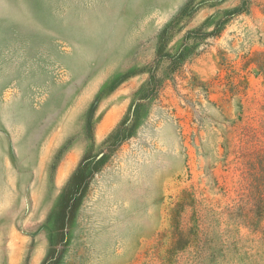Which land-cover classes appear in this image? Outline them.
<instances>
[{
	"label": "rangeland",
	"instance_id": "rangeland-1",
	"mask_svg": "<svg viewBox=\"0 0 264 264\" xmlns=\"http://www.w3.org/2000/svg\"><path fill=\"white\" fill-rule=\"evenodd\" d=\"M187 1L0 0V264H40L50 241L57 264H264V0L186 56L131 137L103 144ZM190 1L166 49L240 2Z\"/></svg>",
	"mask_w": 264,
	"mask_h": 264
},
{
	"label": "trees",
	"instance_id": "trees-1",
	"mask_svg": "<svg viewBox=\"0 0 264 264\" xmlns=\"http://www.w3.org/2000/svg\"><path fill=\"white\" fill-rule=\"evenodd\" d=\"M198 7V4H192L190 0L187 1L174 15V17L167 24H165L158 33V42L155 57L152 63L149 64L147 66V69L145 70L147 72V78L139 87L134 99V103L132 104V108L128 115L122 118L104 139L103 144L106 148L111 150L112 148L119 146L123 141L132 136L136 127V121L140 107H144L149 103L150 100H152V98L155 97L156 93L162 86V83L172 76V74L181 66L180 63L185 60L186 56L193 49H195V47H197L202 40L208 37L217 36L222 26H224L225 23L230 20V18H232L235 14L240 13L241 11L247 10L248 0H240V2L236 6L230 9L222 11L218 10L210 17V23L213 25V28L211 30H205V24H202L193 29L186 30L182 37V43L175 51L166 49L168 42L170 41L169 38L174 36V32L180 30V28H174L175 23L179 22L185 17L192 16V14ZM191 36L194 37L196 41L191 47H187L186 41ZM163 61H165V64H162ZM94 106L95 102L92 103L86 113V127L89 129L91 125V118L94 114ZM104 155L107 154H105L104 152ZM104 155L103 153L100 156L98 154L96 156L97 158H89L87 154L84 155L76 169L73 171L69 180L67 181L66 187L67 185L69 186V184L78 182L79 180L77 181V178L80 176L81 180L79 181V184L83 180V183H81L80 185L81 187L84 186V184L87 183L88 174H90V172L94 170L96 164L99 161H102L104 159ZM78 174H80V176ZM77 190V188H74L69 193V195H64L66 196L65 198H67L68 200H73L77 197ZM52 226H56L54 228L55 230L57 229L56 231H59V229L62 228V231H64L65 229V226L60 224L57 226L54 223ZM59 243H61V241H59L56 245L55 243L53 244V242L50 241L46 255L40 264L58 263V259L60 257V249L57 248V245H59Z\"/></svg>",
	"mask_w": 264,
	"mask_h": 264
}]
</instances>
